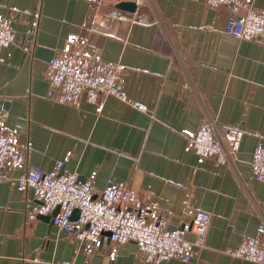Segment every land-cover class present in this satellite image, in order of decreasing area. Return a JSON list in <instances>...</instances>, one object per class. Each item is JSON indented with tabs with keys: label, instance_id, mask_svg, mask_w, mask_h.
Segmentation results:
<instances>
[{
	"label": "crops",
	"instance_id": "obj_1",
	"mask_svg": "<svg viewBox=\"0 0 264 264\" xmlns=\"http://www.w3.org/2000/svg\"><path fill=\"white\" fill-rule=\"evenodd\" d=\"M120 1L0 0L16 33L0 49L7 128L33 165L52 172L62 162L60 174L77 173L97 192L126 183L131 207L157 203L171 230L192 224L197 209L211 214L198 255L158 264H260L232 251L244 238L264 244V182L250 166L264 144V33L227 35L230 8L204 0H147L135 11ZM247 5L238 16L264 14V0ZM74 50L122 64L128 100L101 96L99 110L84 92L77 103L60 102L48 62ZM207 117L242 131L234 165L189 148ZM41 205L33 189L0 180V264H149L133 242L90 250L62 237Z\"/></svg>",
	"mask_w": 264,
	"mask_h": 264
},
{
	"label": "built area",
	"instance_id": "obj_2",
	"mask_svg": "<svg viewBox=\"0 0 264 264\" xmlns=\"http://www.w3.org/2000/svg\"><path fill=\"white\" fill-rule=\"evenodd\" d=\"M134 1L146 4L147 0ZM212 7L227 6L231 16L225 33L237 39L257 40L264 33V14L248 11L238 16L239 8H247L249 0H204ZM16 41L11 17L0 14V49ZM124 66L120 63L74 50L53 57L48 62V80L58 90L62 103H77L84 92L99 104V97L115 96L128 100L123 91ZM132 104L145 110L139 103ZM8 116L0 114V180L8 181L21 191L33 189L42 205L40 213L52 214L53 224L65 238H76L90 250L100 249L106 242H133L143 261L158 264L168 260L190 262L206 245L211 214L196 210L192 224L169 229V220L160 212L157 203L131 207V188L123 182L112 183L99 192L90 183H81L77 173L60 174L63 163L47 172L30 163L20 147L18 135L6 126ZM242 131L238 127L221 125L217 118L207 117L200 129L190 134L189 148L201 158H216L219 163L232 166L241 149ZM250 166L255 179L264 182V144L254 148ZM76 210L79 218L71 219ZM82 225V227H81ZM190 233L195 234L189 239ZM242 259L264 264V244L260 236L244 238L232 251Z\"/></svg>",
	"mask_w": 264,
	"mask_h": 264
},
{
	"label": "water",
	"instance_id": "obj_3",
	"mask_svg": "<svg viewBox=\"0 0 264 264\" xmlns=\"http://www.w3.org/2000/svg\"><path fill=\"white\" fill-rule=\"evenodd\" d=\"M119 8L124 9V10H128V11H135L138 7V5L134 2V1H120L118 2L117 5ZM59 208H57L51 215L50 217L53 219V217L58 213ZM79 218V210H76L74 212V214L72 215L71 219L73 221H76ZM82 227V225H81Z\"/></svg>",
	"mask_w": 264,
	"mask_h": 264
}]
</instances>
